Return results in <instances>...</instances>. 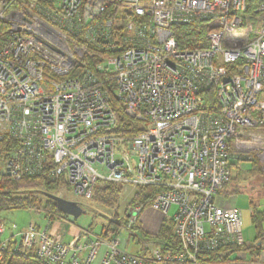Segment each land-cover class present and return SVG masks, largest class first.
<instances>
[{
	"label": "built area",
	"instance_id": "2783aa9c",
	"mask_svg": "<svg viewBox=\"0 0 264 264\" xmlns=\"http://www.w3.org/2000/svg\"><path fill=\"white\" fill-rule=\"evenodd\" d=\"M252 17L247 0H0V178L39 177L83 200L100 181L158 187L150 207L177 206L176 242L142 231L138 253L120 233L73 230L72 217L19 232L0 221V262L246 264L230 252L243 213L217 201L235 153L264 163V136L252 132L264 128V3ZM192 24L206 48L182 50L176 28ZM111 97L138 134L118 132ZM144 208L125 227L133 238Z\"/></svg>",
	"mask_w": 264,
	"mask_h": 264
},
{
	"label": "rangeland",
	"instance_id": "374dc122",
	"mask_svg": "<svg viewBox=\"0 0 264 264\" xmlns=\"http://www.w3.org/2000/svg\"><path fill=\"white\" fill-rule=\"evenodd\" d=\"M256 5L257 4H252L253 7H255ZM247 10V15L251 17L250 21L252 22L254 20L252 17V12L249 7H247ZM252 132L257 135L264 136V128H257L252 130ZM257 154L259 153L241 152V154L239 155H237L236 153L234 154L233 158L231 159L233 176L225 191L234 188L235 192L242 191V193L239 195L225 196L224 191L222 192L223 194L221 193L223 195L221 197V200L219 199L217 201V204L219 206L230 205L241 209L243 213L242 238L247 245L253 244L256 237L255 227L252 224V208L250 206V201L255 203V205H258L259 203L261 204L262 200H264V163L262 160V156H260L261 154ZM256 157H258V163L261 166V172L257 175H251L249 170L251 169L253 159ZM247 158H250V160H248ZM22 185L24 187L20 190V193H23L24 195H28V193H35L37 191H44L46 189L45 185H38V183L36 182L22 183ZM26 186H28V188ZM51 194L59 196L63 200L75 202L81 209V214L79 215V217L73 218L74 222H72L71 225L73 230L78 231L81 229H85L90 235L95 237L106 238L113 235L115 236L117 233L113 232L114 229L109 231L108 234H104V229L110 224L116 223L118 220L124 222L126 216H132L135 213L136 209L144 205L140 203L135 204L133 202V199L137 195V191L132 192L131 190L125 189H121L116 193V203L112 208L106 207L102 203L98 202L95 199V195L93 200H83L80 198H76L72 194V192L68 191V189H66L65 187L61 188L60 190L57 189L56 191H52ZM36 197L42 200H45L47 198L44 194H37ZM44 210L48 211V213H56L46 208L36 210H1L0 221L4 222L7 225L8 231L14 225H16L18 227L16 232H19L31 223L46 227L50 220L61 221L65 223V216L72 217L70 216V214L62 212L61 217H50V215H48ZM142 211L143 213L137 221V225L140 227V229H137L133 232V234L135 235L134 238L133 235L125 229L126 224H122V226H120L118 230V233L121 234V248L130 253H138L140 251L141 244L139 243V239L141 238L144 240L143 232L147 235H158L162 226V222L170 221L174 218V215L177 211V206H172L167 215L151 207L143 209ZM72 237L73 236L70 233V235L67 236L66 240L70 241ZM259 242L263 243V250L261 251L260 256H251L250 254L243 252L239 254V262H243L246 264H264V234H262ZM230 252H234V249H232ZM213 259L217 261L220 259L222 260L220 255L213 257Z\"/></svg>",
	"mask_w": 264,
	"mask_h": 264
},
{
	"label": "trees",
	"instance_id": "16d2710c",
	"mask_svg": "<svg viewBox=\"0 0 264 264\" xmlns=\"http://www.w3.org/2000/svg\"><path fill=\"white\" fill-rule=\"evenodd\" d=\"M262 3H264V0H253V1L247 0V7H249L252 12L254 9L258 8V6H260ZM252 4H257V5L253 7ZM197 28H198L197 24L176 28V37L178 39V44L180 49L194 50V49L206 48L207 45L206 41H204V39L203 40L199 39V36H202V31L200 33L199 31L196 30ZM7 36H8V27L4 24H0V45L3 44ZM201 40L203 45L198 44V42H200ZM208 95H210L211 98L212 97L214 98V91L210 90L208 92ZM110 101L114 107V110L117 112L118 115V121L120 125L118 132H121L122 135L126 137H130L138 134V132H140L141 130V124L126 117L120 105L118 104L116 98L111 97ZM6 144H7L6 141L0 144V149H4V147H7ZM258 161H259L258 157L253 159L251 164V169L249 170L251 175L260 174L261 166L258 163ZM32 182H36L38 183V185H45L46 189L44 191L28 193V195H24L23 193H20V190L24 187L22 183H32ZM228 185L226 186V188L228 187ZM61 186L62 185L59 184L54 185L50 181L43 180L39 177L24 179L22 181L15 182L10 180L8 177L4 176L0 178V211L16 210V209L36 210V209L46 208L53 212L61 214V212L57 209L56 204L53 201L49 200L48 198L42 200L36 197L37 194L52 193V191H56ZM26 187L28 188V186ZM121 189H123L122 186L114 185L112 183H108L105 181H100L95 189V194H94L95 199L98 202L102 203L104 206L112 208L116 203V198H117L116 193L119 192ZM225 189L222 192H224ZM234 190L235 189L232 188L231 190L225 191L224 192L225 196L238 195L242 192V191L235 192ZM160 192H161V188L158 187H140L137 190V195L133 199L134 200L133 202L135 204H139V203L144 204L145 205L144 209H146L150 207L154 196ZM252 207H253L252 223L255 226L257 232L256 241H258L260 240L263 233L264 212L260 211L257 206H252ZM129 221H130L129 217L126 216L124 222L118 220L116 223L110 224L108 227L104 229V234H108L109 231L113 229H114L113 232L118 234L119 227L122 226V224H126L127 226ZM172 227L174 229V222L172 220L162 222V226L160 228L158 237L164 239L166 245L168 243L174 244L176 242L174 238V234L172 233ZM136 229H140V227L138 226ZM232 249H234V252L238 254L245 252L247 254H250L251 256H255V255L260 256V253L263 250V244L260 243L259 245L258 243H255L254 246L238 245L232 247ZM0 264H39V263L34 258V256L23 257L20 255L7 254L4 256Z\"/></svg>",
	"mask_w": 264,
	"mask_h": 264
},
{
	"label": "water",
	"instance_id": "95a60500",
	"mask_svg": "<svg viewBox=\"0 0 264 264\" xmlns=\"http://www.w3.org/2000/svg\"><path fill=\"white\" fill-rule=\"evenodd\" d=\"M44 195L56 204L60 212L68 213L72 218H77L81 214V209L75 202L63 200L59 196L50 193H45Z\"/></svg>",
	"mask_w": 264,
	"mask_h": 264
},
{
	"label": "crops",
	"instance_id": "0c3cea01",
	"mask_svg": "<svg viewBox=\"0 0 264 264\" xmlns=\"http://www.w3.org/2000/svg\"><path fill=\"white\" fill-rule=\"evenodd\" d=\"M242 193V192H241ZM240 193V194H241ZM223 194V193H222ZM220 195V200H221V197L223 196V195ZM239 195V194H238ZM253 204V205H252ZM250 206H251V208H252V216H253V207L252 206H257L258 207V209L260 210V211H262V212H264V200H262L261 201V204L259 203L258 205H255V203H253L252 201H250ZM142 213H143V211L138 215V218H140V216L142 215ZM132 217V216H131ZM130 216H129V219L131 218ZM242 219H243V215H242ZM253 224V223H252ZM254 226V225H253ZM255 227V226H254ZM255 232H256V229H255ZM243 233V232H242ZM262 234H264V224H263V233ZM256 238H257V232H256V237H255V242L253 243V244H251V245H255V243H258L259 245H260V242H258V241H256ZM241 241H242V245L241 246H244V245H247L245 242H244V240H243V238H242V235H241ZM263 244V243H262ZM249 246V245H248Z\"/></svg>",
	"mask_w": 264,
	"mask_h": 264
}]
</instances>
